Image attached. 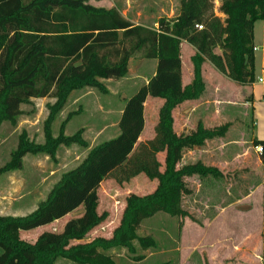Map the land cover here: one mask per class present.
Masks as SVG:
<instances>
[{
  "label": "trees",
  "instance_id": "1",
  "mask_svg": "<svg viewBox=\"0 0 264 264\" xmlns=\"http://www.w3.org/2000/svg\"><path fill=\"white\" fill-rule=\"evenodd\" d=\"M88 0H0V125L15 127L21 105L31 100L52 99L43 123V144L29 141L24 133L0 167V176L23 167L27 155L55 160L60 146L87 149L81 131L65 136L67 115L53 136L52 125L74 91L108 90L101 80L126 77L134 55L155 62L147 84L124 101L117 122L116 137L89 149L83 160L63 173L45 198L25 216H0V264H117L112 251L123 249L134 262L135 255L154 249L156 242L138 236L141 223L158 213L172 218H189L181 207L182 197L191 194L183 181L199 176L218 179L221 173L200 163L179 167L185 149L198 148L205 141L224 136L227 125L205 129L200 123L187 135H176L172 111L185 101H195L204 91L202 65L238 85H251L254 75L253 28L264 21V0H220L223 21L214 15L210 0H179L173 19L159 18L156 26L133 25L115 9H98ZM196 26H201L197 30ZM195 53L190 58L193 78L181 85L180 43ZM163 101L152 139L139 143L143 131L146 99ZM254 146L258 143L254 141ZM163 154V162L157 156ZM144 175L155 180L153 192L129 194L118 226L109 238L87 243V234L105 218L97 214V190L112 179L122 184ZM81 215L66 222L59 233L43 232L34 243L20 239V232L44 227L74 212ZM264 239V221L262 225Z\"/></svg>",
  "mask_w": 264,
  "mask_h": 264
},
{
  "label": "rangeland",
  "instance_id": "2",
  "mask_svg": "<svg viewBox=\"0 0 264 264\" xmlns=\"http://www.w3.org/2000/svg\"><path fill=\"white\" fill-rule=\"evenodd\" d=\"M210 1L214 7V15L223 21L224 16L219 12L220 0ZM136 5L140 6V11L137 16L134 14L131 20L148 27H151L153 22L159 18L173 19L179 11V0H136ZM136 5L134 4V6ZM256 23L259 27V22ZM136 60H142L139 54L134 55L130 61L129 72L121 83L114 86V80H110L111 82L108 84L107 80H101V82L106 88L109 86L110 88L118 87L124 95L128 96L126 98H129L131 89H134V83L137 82V80H133L136 77L135 69L140 63ZM149 66L150 64H143V73H138L150 76ZM256 74L255 70V76ZM215 75L216 70L205 62L202 65V79L203 77L206 79L210 89L211 84L218 86L207 91L202 105L212 108V111L215 108H222L220 121H215L212 117L211 129L227 125V130L222 136L223 142L214 138L213 141H209L207 145L203 146L202 159L206 164L205 167L221 171V177L212 179L210 176L203 181L199 176L188 179L185 185L191 190V194L182 197L181 207L188 213L189 218H172L166 214L158 213L154 217L144 220L137 230V234L152 238L157 244L156 247L142 251L134 243L136 246L135 255L144 257L139 262H134L132 256L125 250H116L113 256L120 255L121 264H173L174 262L177 264L180 255L186 258V264H202V236L219 234L223 228L225 233L231 232V220L228 219L227 226L224 227L226 216L222 218L220 208L235 201L242 204L247 203L249 200H245L246 197L261 182L260 158L248 140L250 134L246 122L247 117L244 118L242 115V107L248 97L247 93L242 95L244 85H238L224 75L216 79ZM221 80L223 82L219 86ZM105 95L107 94H101L93 89L72 92L65 107L52 125V134L56 137L60 125L66 121L67 115L72 113V116L65 122L63 133L65 136H70L81 131V137L86 142L87 149L78 146H60L56 151L54 161L43 155L25 156L20 171L0 176V193L5 194L7 198L23 196L22 203H28L31 207L29 210L35 209L37 203L45 198L63 173L75 168L89 149L110 138V135L103 133L101 128L103 121L115 122L116 113L111 114L110 117L102 113V110L107 107L111 108L112 105V101H106L107 96ZM123 101L124 99H121V102ZM53 102L52 99L31 100L28 104L21 105L22 114L15 127L8 123L0 125V167L9 160V155L15 149L18 136L21 133H24L29 141L43 144V123L48 115L47 105ZM146 117L145 135L150 130L152 123L148 114ZM227 141L228 144H226ZM231 142L233 143L231 144ZM158 159L162 161L159 157ZM155 186V180H149L142 174L122 184H117L112 179L103 181L97 190V214H104L105 218L99 226L87 234V239L109 238L119 224L125 198L129 194L138 196L149 194L154 191ZM238 209L239 212H242V205H239ZM233 226L236 228V225ZM37 229L21 232L20 239L33 243L30 240L38 235ZM39 231L40 233L59 232L57 227L48 228L45 226ZM61 261L63 260L58 261L57 264Z\"/></svg>",
  "mask_w": 264,
  "mask_h": 264
},
{
  "label": "crops",
  "instance_id": "3",
  "mask_svg": "<svg viewBox=\"0 0 264 264\" xmlns=\"http://www.w3.org/2000/svg\"><path fill=\"white\" fill-rule=\"evenodd\" d=\"M88 5L98 8V9H115L119 12L120 16L124 19L129 20L133 25H141L134 23L131 20V17L134 14L137 16L139 14L140 6L136 5V0H88ZM134 4L136 6H134ZM133 6V7H132ZM142 8V7H141ZM138 18V17H137ZM259 27H257L258 23L254 24L253 28V47H256L257 50L254 52V75L255 70L257 74L255 76L256 81L251 85L244 86V91H242V95H246L247 93V101L243 104L242 107V115L244 118L247 117L246 122L249 131V142L252 143V148L255 149L259 147L262 149V152L259 155L260 163L262 166L261 169V182L260 184L254 188V190L250 193L249 196L246 197L245 200L247 203H239L235 201L224 208H220L222 218L225 216L224 220V227L227 226L228 219L231 220V232L225 233V229L223 228L222 232L219 234H215L212 236H202V264H264V239L261 236L262 233V225L264 221V21H258ZM153 26L156 24L153 22ZM146 26L147 25H142ZM195 53L194 48L186 44L185 42L180 43V64H181V85L183 87L190 85L193 78V71L192 65L190 63V58ZM139 61V65L135 69L136 77L133 80H137L134 83V89H131V95L136 91H138L142 86L147 84L148 77L154 74L155 69V62L150 60H136ZM207 62V61H206ZM150 64V76L147 77L143 73V64ZM205 63V62H204ZM203 63V65H204ZM208 63V62H207ZM141 67V69H139ZM202 69V68H201ZM129 72V69H128ZM222 74L216 71V79L221 78ZM140 79V80H138ZM258 79L262 81L259 83ZM125 78L114 81V86L118 83L124 81ZM128 80V79H126ZM205 80V81H204ZM105 82V81H104ZM111 82L107 80L106 83L108 84ZM222 80L219 81V86L222 84ZM204 83V91L200 98L195 101H185L182 104L178 105L172 111V118H173V130L176 135H187L193 131H195L196 126L200 123L205 129H211L212 123L211 119L214 118L215 121L221 119V112L222 108H215L213 111L212 108L202 105V101L206 96L207 91L210 89L208 82L203 77ZM212 85V84H211ZM210 85L211 89L216 88L217 84ZM137 86V87H136ZM214 87V88H213ZM210 89V91H211ZM108 94L105 95L106 101H112L111 108L107 107V109L102 110V113L108 115L109 117L111 114L116 113V121L115 122H106L103 121V126L101 130L103 133H107L110 135V138L106 140H110L117 136L118 128L117 122L121 115L122 108L124 106V101L128 98V96L124 95V93L119 90L118 87L116 88H107ZM135 92V93H136ZM130 95V97H131ZM121 99H124L121 102ZM40 100V99H38ZM160 99L150 98L148 97L144 102L143 107V131L138 139L139 143H143L147 140L153 138L154 133L153 129L157 123L158 119V111L159 108L162 106L163 101ZM115 106V108H113ZM224 110V108H223ZM231 110V109H229ZM235 110V109H232ZM150 116L152 121L150 130L147 131L145 135L146 127H147V117L146 115ZM219 117H218V116ZM100 130V131H101ZM99 131V132H100ZM102 133V134H103ZM227 136V134H226ZM216 139V138H215ZM105 140V141H106ZM216 140H220L223 142V137L217 138ZM209 141H205L204 145H207ZM254 141L258 143V146H254ZM95 143V142H94ZM93 143V144H94ZM233 142H231L232 144ZM90 144V146H93ZM228 144V141L227 143ZM203 145V146H204ZM225 145V144H224ZM203 146L193 149H185L182 153V158L179 163V167L192 165L195 163L206 164L203 163L202 159V150ZM162 159L158 161L160 163L163 162V154H159L157 158ZM222 173L221 171H219ZM5 176V174L1 175ZM196 177V176H192ZM192 177H185L184 183L188 179ZM210 178V176L202 177V181ZM213 179V178H212ZM189 189V188H188ZM23 196H17L16 198H7L5 194L0 193V216H25L31 213L33 210H29L31 208L28 203H22ZM242 205V212H239L238 206ZM34 207V206H33ZM36 207V206H35ZM29 210V211H28ZM225 210V211H224ZM81 211L74 212L65 216L64 218L53 222L50 225L45 227H57L58 231L61 232L63 226L72 218H76L81 215ZM59 224V225H56ZM61 224V225H60ZM240 224V225H239ZM236 225V228L233 226ZM43 227L38 228L36 232L38 235H35L31 242H35L40 233L39 229L42 230ZM56 232V233H59ZM21 234V232H20ZM22 240V239H21ZM24 241V240H23ZM91 240L86 238L83 241L73 242V244L78 243H87ZM32 244V243H31ZM115 251H112V255ZM113 260L117 264H121L120 255H114ZM58 262H56L57 264ZM187 260L184 256L180 255L178 257L177 264H186ZM59 264H71L66 261H61ZM175 264V262L173 263Z\"/></svg>",
  "mask_w": 264,
  "mask_h": 264
},
{
  "label": "built area",
  "instance_id": "4",
  "mask_svg": "<svg viewBox=\"0 0 264 264\" xmlns=\"http://www.w3.org/2000/svg\"><path fill=\"white\" fill-rule=\"evenodd\" d=\"M196 28H197V30H201L202 29V27L201 26H196ZM257 50V48L256 47H253V52H255ZM262 80L261 79H258V82L260 83ZM256 152L258 153V154H260L261 152H262V149L261 148H259V147H256Z\"/></svg>",
  "mask_w": 264,
  "mask_h": 264
}]
</instances>
